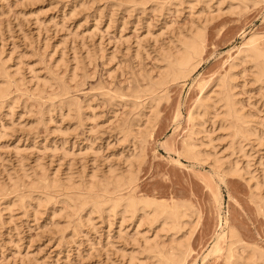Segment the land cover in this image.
<instances>
[{
  "label": "rangeland",
  "instance_id": "rangeland-1",
  "mask_svg": "<svg viewBox=\"0 0 264 264\" xmlns=\"http://www.w3.org/2000/svg\"><path fill=\"white\" fill-rule=\"evenodd\" d=\"M256 2L0 0V264H127L130 252L153 264L140 252L143 238L168 246L182 235L189 247L181 264H230L221 238L227 226L240 238L233 260L250 248L264 253V84L252 63L231 69L251 134L232 140L218 103L189 121L198 83L215 99L214 83L245 38L260 34L264 47V1ZM198 25V66L167 82L152 113L142 92L148 79L159 78L162 54ZM192 121L197 148L209 153L199 160L179 153ZM111 167L114 175L131 167L134 196L185 201L194 211L189 224L164 233L141 212L91 207L73 192Z\"/></svg>",
  "mask_w": 264,
  "mask_h": 264
},
{
  "label": "bare ground",
  "instance_id": "bare-ground-1",
  "mask_svg": "<svg viewBox=\"0 0 264 264\" xmlns=\"http://www.w3.org/2000/svg\"><path fill=\"white\" fill-rule=\"evenodd\" d=\"M250 1L255 3L257 0H250ZM188 31L184 35L179 34L180 37L178 36L179 38L177 40L179 42L178 46L172 47L175 49L171 50L168 53H166L165 51H164L165 53L163 52L164 55L162 54V56H163V61L165 63V66H164V69H162L163 70L162 73L159 74V78H157L156 80H154L155 78L154 79L152 78L153 80H151V78L148 79L147 86L142 91L143 94H145L146 97H148L149 101H152L154 103L152 106L150 105L151 106L150 108L153 107V110H150V111H152V113L156 112V111H154V109L156 108L157 103L159 101H161V98H163L166 95L167 82L168 83L170 81L173 82L176 79H180V78L186 76L187 74H189L190 71H192L193 69L196 68L197 64H199V61H200L201 55H202V51H203V48H202L203 43L202 42H203V37H204V35H203L204 31L202 29V26L199 27V25L194 27V28L192 27V29H190ZM248 37L245 38L246 41L244 39V41H245L244 43L242 42L243 45L241 43L240 47H238L236 49L237 50L236 54L234 53L235 56L234 55H233L234 57L229 56V57H232V61L229 64V69H227L228 71H226L224 74L220 75L218 79L216 78L217 81H216V83H214L216 89H214L212 91L215 94V99H211L212 98L211 95H206L207 93L206 94L203 93L205 82L202 83L203 81L202 82L199 81L200 82V83H198L199 97L195 99L194 106H193L192 110L189 112V121H190L193 119L192 114L194 115V114H196V112H198V113L200 112L201 116L203 114L205 115L206 112L208 113V111L211 110V107L212 108L215 107L217 103L220 104V107L223 109V111H222L223 113L220 117V120H221L220 126L222 128L230 130L231 131L230 133L232 134V140L238 139V141H239V138L242 139L245 135L251 134V126L249 124L248 118L245 116L244 112L241 111L243 108L240 109L239 108L240 105L238 107V105L236 103V99L234 98L233 91H232V88H233L232 77L234 75L232 74L231 69L234 67V65H236L235 64L236 61H238V62L239 61L240 62L241 61H243V62L249 61L252 63L253 67L255 68V72L253 74V77L255 75L254 78H256L257 80L261 81L264 84V47H263V45L261 46L258 42V40L261 36H260V34H257V33L253 34L252 33V35L251 36L249 35ZM233 69H235V68H233ZM1 74H3V73H1ZM2 89L0 90V94H1V91L4 92V90H2ZM205 89H206V87H205ZM2 94L4 95V93H2ZM140 94L137 93L136 96H139ZM192 112H195V113H192ZM152 113H150V114H152ZM216 115H218V114H216ZM150 118L146 119L147 122H144L146 124V127H147V125L152 124L151 123L152 119L150 120ZM211 120H213V123H214V119H211ZM227 120L229 122H228V124H225V122H227ZM191 125L192 126L190 127V129H188L189 131L186 132V135L181 142V150L179 151V153L186 156V157H189V158L194 157V158H196V160L197 159L199 160L200 156H201V158H202V156H205L204 158H206V157H208L207 154H209V153L206 154V151H205V155H203L204 153L201 154L202 153L201 150L197 148L195 141L193 139V134L196 131V130H194V122ZM146 127L144 126V128H146ZM123 129L124 128H122V130ZM140 151H141V149L138 150V152L134 153L133 155L130 154L133 157V159H131L130 161L128 159L129 166L130 165L132 166V163H133L132 160H134V163H136L135 161H138V159L140 160V157L142 156ZM140 154H141V156H140ZM213 160H214L213 162L219 161L217 159V157H215V156L213 157ZM234 166H236V164H234ZM230 170H232V169H230ZM233 170H235V169H233ZM236 170H235V172H236ZM114 171L111 167L110 169H108V175H106L107 174L106 173L105 174L106 176L103 177V180L97 181V180L91 179V181L89 180L90 181L89 183L88 182L86 183V181H85L86 184L84 186L80 187L77 185V187L75 188V191H73V192H76V194H79L80 196H82L84 198V201L87 204H90L91 207H96L99 209L101 207L103 208V206L105 204L106 205L108 204V206H112L113 209L120 207L122 212H124V213L127 212V213H129L130 216L135 215L136 212H139V213L141 212L142 215H144L142 217H144L146 219L145 221H147L148 225L157 221L158 223H160V226L162 228H164V233H165V230H167V231L170 230L171 233L174 234V233L179 232L178 230H180V228L182 230L184 228L183 227L184 225H185V227L187 226L186 225L188 222L187 218L188 217L192 218L191 216L194 215V213H193L194 211L190 210L188 212L189 209L184 204L185 201L179 202V200L178 201L177 200L172 201L174 199H171V201L169 203L168 201L166 202L165 200H158L157 198L155 199V197L152 198V197H148V196H145V197L144 196H141V197L134 196V194H133L134 191L132 192V190L134 189L133 185H135V184L133 183V181L135 182V180L133 177V172L131 170V167L129 168V170L125 171V173H122V174L116 173L118 175H114V173H115ZM92 178H94V177H92ZM53 185H55V184H53ZM54 189H55V187H54ZM64 189L67 190L66 188H64ZM125 190H127V191H125ZM44 191H45V189H44ZM123 191H125L127 193L125 195L124 194L122 195ZM31 193H33V192H31ZM76 194H74V195L77 196ZM37 203H39V202H37ZM11 204H13V203H11ZM100 205H101V207H99ZM10 206H12V205H10ZM112 207H110V209ZM188 207H190V206H188ZM35 212H37V211H35ZM190 218H189V220H190ZM121 220H122V218H121ZM138 223L141 224V221ZM188 224H189V222H188ZM227 227L228 228H227L225 234L223 233L224 237H221L222 239H224V238L226 239V246H225L226 250L224 253V259L227 263L236 264V261H238V258L240 259V256H243L241 254L244 253L243 252L244 250L241 249L242 251L239 254L240 256H237V259L234 258L235 260H233L231 258V257H234L233 254H237L236 250L238 248L236 249V244H237V242L239 244L240 238H239L238 234L236 233V231L233 229V227H231V226H227ZM188 233H190V231ZM188 233H186V234H188ZM143 234L144 233H142V235ZM184 236L186 238L182 239ZM184 236L182 235V238L180 237L179 239L178 238H176V239L171 238L172 240L170 241V245L168 244V246H166L164 244L154 243L152 241H151L152 242V244H151L149 242L151 239L147 240L146 238L145 239L143 238V241H144L143 243H145V244H144V246L142 244L143 247H141L140 252H146L148 255H150V257H151V255H153L155 260H154V258H152V260H153V262L154 261L156 262L153 264H181L183 259H184L183 258L184 255L188 252L187 247H189L187 245V243H188L187 242V240H188L187 235H184ZM141 237H143V236H141ZM132 240H133V238H132ZM134 242H136V241H134ZM162 243H164V242H162ZM215 246H217L216 243H215ZM136 252H138V251H136ZM248 252H249V255L247 253L248 260L251 259L250 261H252V258L253 259L256 258L255 260H257L258 263H259V261L261 262L264 260V253H261L262 251L260 252V250L258 251L256 248H252V249L250 248V251H248ZM130 253L131 254L128 255L129 256L128 257L129 262L127 261V264H135V262H137V264H142L140 262L141 260H139V263H138L137 256L135 254H132L134 252H130ZM235 257H236V255H235ZM247 258L244 257V259H242V261L240 259L241 262L240 261H238V262H240V264H246ZM135 260H137V261H135ZM255 260H253V263H250V264H257L256 263L257 261H255ZM238 262H237V264H239Z\"/></svg>",
  "mask_w": 264,
  "mask_h": 264
}]
</instances>
